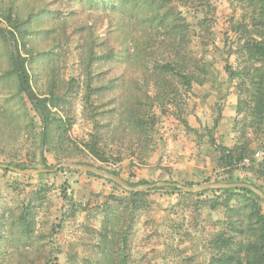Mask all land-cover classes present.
I'll list each match as a JSON object with an SVG mask.
<instances>
[{"label":"rangeland","instance_id":"1","mask_svg":"<svg viewBox=\"0 0 264 264\" xmlns=\"http://www.w3.org/2000/svg\"><path fill=\"white\" fill-rule=\"evenodd\" d=\"M105 1L95 0L98 4L93 5L90 0H0L1 6L30 18L17 51L25 57L31 88L38 97L60 95L59 107L52 110L57 118L71 122L67 135L72 152L61 162L101 165L127 181L198 185L220 177L214 144L223 143L250 151L234 167L233 178L262 186L243 171V164L264 158V110L258 124L250 113V78L245 74L232 78L226 66L235 71L243 63L234 53L236 34L230 31V21L237 20L241 10L231 0H210L207 11L184 0H166V6L176 7L193 25L207 13L205 25L192 27L185 51L199 61L194 72L202 81L185 88L173 76L152 72L154 64L169 56L170 48L162 32L146 38L155 23L146 21L143 32L134 17L121 13L124 4L115 12ZM1 25L5 27L4 22ZM137 35L144 49L133 61L126 48ZM12 50V43L0 40V76L8 70ZM44 51L52 53V61ZM81 57L87 59L85 64ZM87 63L94 88L91 105L85 99ZM111 80L117 85L114 91L104 89ZM0 91L11 96L12 110L1 112L8 125L0 138V164L46 168L38 152L42 145L38 133L44 128L39 115L26 95L17 93L15 77L0 81ZM127 104L133 105L132 112L131 108L123 112ZM129 112L143 120L142 128L127 120ZM94 120L101 126L105 162L84 151ZM182 120L195 131L187 130ZM41 149L47 166L60 163L50 142H43ZM63 190L73 200V213L64 214L68 207ZM201 193L180 196L156 190L139 198L130 213V208L110 198L121 190L102 178L67 168L21 174L0 167V264H89L97 259L95 233L104 223L122 231L117 245L124 247L125 264H205L206 242L225 219V211L199 208L201 198L216 196ZM239 202L236 196L232 204ZM27 209L30 223L25 229L21 216L28 214ZM233 230L227 231L228 237L233 245L241 244Z\"/></svg>","mask_w":264,"mask_h":264},{"label":"trees","instance_id":"2","mask_svg":"<svg viewBox=\"0 0 264 264\" xmlns=\"http://www.w3.org/2000/svg\"><path fill=\"white\" fill-rule=\"evenodd\" d=\"M184 1L193 3L196 7L199 5V7H203L206 11L211 7L210 0ZM231 1L235 4L234 8H239L242 13L237 20L232 19V21H230V31L236 34L234 38V41L236 40V49L234 53L243 60V63L235 71L227 63V71L232 78L242 76L243 74L250 78L251 101L253 103V106L250 108V113L252 114L253 119L256 118V121L259 124L264 110V0ZM90 2L93 3V5H96L97 3L95 0H90ZM105 4L110 5L112 9H115V12H119L120 8H118V6L124 4L121 13L126 14L128 17H134L135 24L138 26L140 25L141 27L139 30H142L143 32L144 27L147 25L146 21L154 22L155 25H151L154 29L150 30L153 32L146 31L145 33L149 35L146 38L154 37L153 35L155 33L159 34L162 32L163 41L167 42L170 46L168 49L169 56L163 63L157 62L153 65V73L158 76H163L164 78L167 75L173 76L174 78H177L185 88H190L192 81H202V79L197 78L194 72V69L199 67V61L188 53H185V51L188 49L187 41L192 33V27L205 25V22L207 21L206 12L204 17L193 25L187 22L182 15V12L176 10V7L166 6V0H106ZM3 22L5 23V27L1 25ZM29 22L30 18L28 16L25 19L20 17L17 11L13 10L11 6L6 8L0 5V40L9 45L11 44L8 36L3 33L4 30L15 39L17 48L19 37L22 38L29 29ZM180 46H182L183 50ZM141 47L143 50L144 46L141 38H138V35L134 36L132 46L126 48L129 58L134 61L135 58L139 56ZM146 51L147 50H145L144 53ZM44 53L46 56L45 58L52 61V53L50 51H44ZM81 58V62L85 64L87 59L85 57ZM87 65V72L85 74V99L86 103L91 105L90 101L94 88L91 86V65L90 63H87ZM7 69L8 70L4 72V76H0V81L9 79L12 76L15 77L17 81V93L26 95L31 104V108L37 113V115H39L41 122L44 125V128L38 133L39 143H41L42 140L45 144L50 142L54 147V155L58 162H61L64 159H69L72 150L69 148L70 140L67 131L70 128L71 122L70 120L57 118L55 115L56 112L52 110L53 108L57 109L59 107L57 101L60 100L61 96L57 93H51L48 97H38L34 93L30 85V74L25 62V57L21 56L18 51L17 58L13 50L9 52V64ZM20 70L24 73L26 85L36 98V104L30 100L26 93L19 73ZM116 86L114 80H111L110 83H105L104 89L114 91L117 88ZM10 98V95L0 91V138L2 132L6 130L8 125L3 119L5 116L1 112L5 114L12 113L9 104ZM118 107V111H121L119 105ZM128 108H131V112L134 110L132 104H127L126 108L123 106V112ZM131 112H129L130 115L126 117L127 120L133 123L135 122L138 127L142 128L143 120L138 117L136 112ZM40 113H42V116ZM94 122L95 127L90 134V138L83 143L84 151L96 160L105 162L107 161V158L104 157L105 150L99 143L100 137H102L100 132L101 126L97 120H94ZM182 123L187 130L195 131L194 128L189 126L186 120H182ZM215 124H217V120H215ZM44 150L45 149H41L39 144L38 152L40 161L45 167H49L47 166V161L44 156ZM214 150L217 154L216 167L221 170V173L219 174L220 177L216 182H245L256 186L264 192V158L259 162L252 160L247 166L243 164V171L250 173L254 180L263 182V185L259 186L252 180L233 178L234 167L237 164L242 163L243 159L246 158L250 152L247 146L228 147L223 143H215ZM76 162L92 164L80 160H77ZM7 164L11 166L9 162ZM96 166L105 168L101 165ZM27 168H36V166L31 165ZM2 169L4 171L10 170L8 168ZM107 170L119 175L115 170ZM86 174L97 177L91 173ZM106 181L111 183L115 188L121 190L119 196H110L111 200L116 201L119 205L122 204L130 208V213L137 209L135 207L138 199L149 194L148 192H130L111 180ZM125 181L131 186L150 184L148 181ZM186 186H192V184L186 183ZM162 190H168L169 193H177L180 196L200 195L202 194L201 192L208 191L213 193V195H216L201 198V200L197 202L199 208H208L211 211L223 208L225 211V219L219 220V228L215 230L214 234L211 235L206 242V250L209 253V258L205 264H264V201L251 190L246 187H236L211 189L195 193H183L175 186L163 187ZM236 196L239 197L240 202L238 206L234 207L232 203ZM62 198L68 207L64 214H67L69 211L70 213H73V200L67 198L66 190L62 191ZM29 211L31 212L30 209H27L28 214L21 216V221L25 229L29 227L30 223ZM256 225L257 227H254ZM229 229H234L236 231L242 240L241 244H232L227 234ZM120 233H122V231L115 230L112 226H106V223H104L95 233V254L97 259L92 260L89 264H125L126 254L124 247L120 246V244L119 246L117 245L120 241V237L118 238ZM123 243H125V240Z\"/></svg>","mask_w":264,"mask_h":264},{"label":"water","instance_id":"3","mask_svg":"<svg viewBox=\"0 0 264 264\" xmlns=\"http://www.w3.org/2000/svg\"><path fill=\"white\" fill-rule=\"evenodd\" d=\"M3 33L6 34L9 38V40L12 43V49L13 52L15 53V56L17 58V48H16V41L15 39L10 36L6 31L3 30ZM21 80L23 83V86L26 90V93L30 100L36 104V98L32 91L29 89V87L26 85V80L24 73L22 70L19 71ZM42 116V113H40ZM44 127V125H43ZM43 147V140H42V145ZM0 167L2 168H8L11 170H14L18 173L21 174H31V173H43V172H55L60 170L61 168H67L71 169L77 172H82V173H91L94 174L95 176L99 178H103L106 180H111L123 189L130 191V192H148L152 193L155 192L156 190H162L163 187H170V186H175L179 189V191L183 193H195V192H201L205 190H211V189H219V188H236V187H246L249 190H251L254 194H256L261 200L264 201V192L257 188L256 186L245 183V182H235V183H223V182H207L203 184H198V185H192V186H186V185H181L178 183H172V182H167V181H161L153 184H142V185H137V186H131L124 179H122L119 175H116L109 170L93 165V164H87V163H80V162H74V161H64L56 164L55 166L52 167H46L44 169H20L17 167L10 166L8 164H0Z\"/></svg>","mask_w":264,"mask_h":264}]
</instances>
